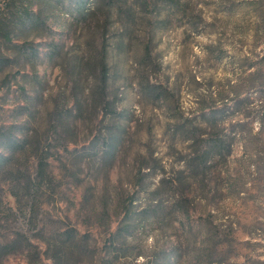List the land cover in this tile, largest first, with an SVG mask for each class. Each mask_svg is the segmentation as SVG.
<instances>
[{"label":"rangeland","instance_id":"374dc122","mask_svg":"<svg viewBox=\"0 0 264 264\" xmlns=\"http://www.w3.org/2000/svg\"><path fill=\"white\" fill-rule=\"evenodd\" d=\"M0 151V264H264V0H0Z\"/></svg>","mask_w":264,"mask_h":264},{"label":"trees","instance_id":"16d2710c","mask_svg":"<svg viewBox=\"0 0 264 264\" xmlns=\"http://www.w3.org/2000/svg\"><path fill=\"white\" fill-rule=\"evenodd\" d=\"M25 15V13L19 12L18 16H22ZM88 15V13H84L83 16L86 17ZM133 23H128L127 24V28H128V35H130L133 27H132ZM145 51L147 53H150V44H146L145 46ZM77 65L80 67L81 62L77 61ZM150 94H153L154 92L149 91ZM206 123L209 125H216L217 124V118L213 115L208 116L206 118ZM178 127H182L183 124L181 125H177ZM193 128V126H192ZM187 131L185 130H180V135L181 136H186ZM117 139L116 138H113ZM188 139L190 140L189 144L190 146H194L195 144H197L199 142V139L196 138L195 132H191L188 135ZM7 142L12 143H16V140H11L8 139ZM220 140L219 139H214L212 144L209 145L206 150L199 152V154L197 155L196 161L195 158L190 159V161H186V165L187 167H191L193 170H198L200 172H205L204 167L202 166L203 162L207 160V158L210 156L211 153H213V151L215 149H217L220 146ZM21 147V151H26L28 148L26 146V138L24 137L21 142L19 143V145ZM6 161H9L8 159V155H5L2 151H0V168H2L5 164ZM37 161L39 166L38 167H42L43 161H46V158L42 155V153H40V155L37 157ZM182 182V178L180 176L177 175V179L175 181L176 184H180ZM18 201H20V198H17ZM178 200V199H177ZM3 204L2 198L0 196V205ZM11 210V208H9ZM6 221V220H5ZM120 231V230H119ZM114 235V234H113ZM22 236H24V238L22 240L26 241L29 245L31 244L30 241L28 240V238L22 234ZM59 239L55 240V241H49L47 243H45V252H47L48 250H58V253L54 254V255H50V258H53V264H62L63 262H66L68 260L71 259V256H73L76 253H79L82 251V235L79 234V232L74 233L73 231L70 230H66L64 229L63 231H61V233H59ZM21 240L19 239V235H9L7 237H5V239L3 241H0V254H9L10 252H13L14 250H18L23 248L24 246L21 244ZM224 244V243H222ZM27 246V245H26ZM4 248H9L8 251H3ZM182 250L180 248V246H175L172 248V253H171V262L172 264H180L179 259L182 256ZM206 256L207 253L204 251H199L198 254L195 257V261L193 264H214L210 261L206 260ZM194 260V259H193ZM110 263H112V259L109 261ZM219 263L218 261H215V264Z\"/></svg>","mask_w":264,"mask_h":264}]
</instances>
